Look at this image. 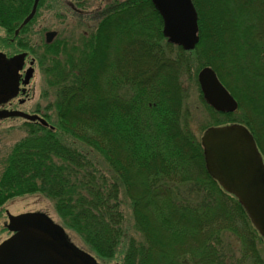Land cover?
Here are the masks:
<instances>
[{
	"label": "trees",
	"instance_id": "obj_1",
	"mask_svg": "<svg viewBox=\"0 0 264 264\" xmlns=\"http://www.w3.org/2000/svg\"><path fill=\"white\" fill-rule=\"evenodd\" d=\"M33 1L0 0V28L10 46L47 61L57 121L46 112L47 125L24 122L27 135L0 175V208L41 192L98 257L123 252L122 264H264V239L238 197L208 172L185 102L189 77L198 85V71L214 68L239 102L236 112H218L200 91L214 125H246L264 156V0H215L213 28L206 0H193L199 41L190 51L163 35L152 0H113L83 43L43 40L41 54L23 38L32 20L20 27ZM212 32L232 47L220 49ZM135 46L145 61L134 59ZM121 189L141 241L125 234Z\"/></svg>",
	"mask_w": 264,
	"mask_h": 264
},
{
	"label": "water",
	"instance_id": "obj_2",
	"mask_svg": "<svg viewBox=\"0 0 264 264\" xmlns=\"http://www.w3.org/2000/svg\"><path fill=\"white\" fill-rule=\"evenodd\" d=\"M39 2L34 0L30 13L20 27L34 17ZM152 2L162 17V33L168 41L186 50L193 49L199 41L198 13L193 0ZM18 32L19 29L15 31L16 34ZM55 36V31H48L46 41L52 42ZM25 56V53H21L7 58L0 52V104L17 94L19 70L23 67ZM33 73L34 68L30 66L24 84L29 82ZM198 81L204 98L213 108L222 112L237 109V100L212 67L202 68L198 73ZM8 114L0 112V117ZM12 114L31 120L39 119L47 124L37 115L19 111ZM202 145L208 172L225 190L239 198L264 238V160L254 136L242 124L215 126L205 131ZM9 217V228L17 233L0 245V264H97L91 254L69 241L65 229L47 214L35 212Z\"/></svg>",
	"mask_w": 264,
	"mask_h": 264
},
{
	"label": "rangeland",
	"instance_id": "obj_3",
	"mask_svg": "<svg viewBox=\"0 0 264 264\" xmlns=\"http://www.w3.org/2000/svg\"><path fill=\"white\" fill-rule=\"evenodd\" d=\"M111 1L113 0H42V3L39 5L37 13L31 21L28 31L24 34L23 38L27 37L30 44L37 47L38 54L43 52L40 44L43 40L45 41L46 32L48 31H56L57 34L55 37L62 40H68L71 44L79 45L95 30L99 20L104 15V11L102 12L103 8H105V6ZM214 2L215 0H206V10L209 15L207 21L211 24L212 28L213 21L215 20L213 15H217V8H215ZM210 36L211 41L220 49L226 50L228 47H232L228 46V43H225L224 46V44L218 40L215 33L212 32ZM11 38L12 37L7 35L4 29L0 28V51L9 56L22 51L21 48L19 49L18 47L10 46ZM223 38L226 42V36ZM64 51L65 49L63 48V52ZM63 52L60 51L61 55ZM133 56L134 59H137L138 57H141L144 61L147 59L143 56L142 50L138 46L133 48ZM32 58L35 59V63L34 74L30 79V82L23 87L25 89L24 92L12 99L11 103L7 104L6 107L8 109L12 107L13 109L24 111L29 114L36 113L42 117H44V113L48 112L51 117L49 122L53 124L54 121H57L55 110L52 108L54 107L52 106V103H54L55 100V90L48 82L47 74L45 73V68L48 64L46 60L40 62L39 57L30 52L29 57L26 60L25 68L29 67ZM192 70L195 71L194 67ZM238 81L240 84H243L241 80L238 79ZM185 87L187 88L185 102L192 115V128L197 135L201 137L203 132L201 129H206L209 126L214 125L215 120L201 101L199 85L195 83L192 76L189 77L188 82L185 83ZM249 91L251 90L249 89ZM232 95L235 97L233 93ZM251 96L256 100L258 99V95L255 92L251 91ZM236 99L238 101V98ZM249 115L248 116L251 118L252 116L254 117V115L251 116L250 113ZM24 122L26 121L20 117L0 120V175L3 171L5 160L10 154L13 145L27 135V127L24 125ZM90 155H92V152H90ZM97 156L98 157H95L94 155V160L96 161V158H98L101 173L106 174L112 179V175L108 171V166L99 155ZM121 191L120 203L124 216L125 234L128 238L134 237L137 241H141L142 236L135 228L130 201L122 189ZM6 210L11 214H21L34 211L45 212L54 221L63 224L71 239L78 246L85 248L94 254L100 264H113L116 262L122 264L123 252H119L111 260H104L98 257L75 230L67 227L63 223V219L55 209L54 202L41 192L17 196L4 203L0 208V242L10 236V232L5 227V223L8 222ZM122 249L123 248H121V251Z\"/></svg>",
	"mask_w": 264,
	"mask_h": 264
},
{
	"label": "flooded vegetation",
	"instance_id": "obj_4",
	"mask_svg": "<svg viewBox=\"0 0 264 264\" xmlns=\"http://www.w3.org/2000/svg\"><path fill=\"white\" fill-rule=\"evenodd\" d=\"M35 212H37V211H34V212H29V213H35ZM8 221L9 222H6L5 223V227L7 228L8 227V231L10 232V236L8 237V238H6V239H4L3 241H1L0 242V245H2L4 242H7V241H9L17 232L16 231H14V230H11L10 228H9V225H10V223H11V221H10V218H8ZM7 223H9V224H7ZM69 239V238H68ZM69 241H71L72 242V240H70L69 239ZM73 243V242H72ZM71 255V254H70ZM59 257V256H58ZM51 262V261H50Z\"/></svg>",
	"mask_w": 264,
	"mask_h": 264
}]
</instances>
